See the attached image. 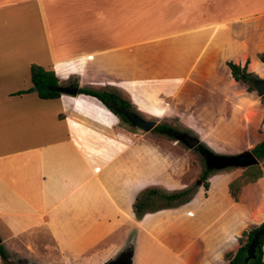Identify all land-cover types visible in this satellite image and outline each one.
I'll return each instance as SVG.
<instances>
[{
  "label": "crops",
  "instance_id": "1",
  "mask_svg": "<svg viewBox=\"0 0 264 264\" xmlns=\"http://www.w3.org/2000/svg\"><path fill=\"white\" fill-rule=\"evenodd\" d=\"M263 52L264 0H0V238L8 253L31 264H110L130 246L131 264L147 255L150 264L146 239L173 264H227L251 221L264 219V164L238 202L229 186L245 169L232 168L189 203L138 220L137 196L191 185L183 182L190 161L122 129L97 98L17 93L33 88L37 64L61 87L77 79L79 89L116 91L147 115L198 112L201 133L222 137L225 114L246 104L228 63L249 62L264 79Z\"/></svg>",
  "mask_w": 264,
  "mask_h": 264
},
{
  "label": "trees",
  "instance_id": "2",
  "mask_svg": "<svg viewBox=\"0 0 264 264\" xmlns=\"http://www.w3.org/2000/svg\"><path fill=\"white\" fill-rule=\"evenodd\" d=\"M258 57L264 63V52L259 54ZM228 66L231 69V73L234 80L242 86L246 87L248 93H253L257 91L256 82L261 78L255 73L250 72L248 70L249 62L245 65L229 62ZM30 75L31 81L33 83V88L21 91L17 93V95H24L31 92H35L37 93L38 97L42 100H56L61 98V96L63 95L61 92H59V88L61 87V85L54 70L46 69L40 65L33 64L30 68ZM70 84L78 86V80H72L70 81ZM79 91L80 94L97 98L109 110H111L112 113L121 117L126 122L130 123L123 116L119 115L115 109L118 108L133 110V104L123 98L116 91L95 90L92 88H80ZM261 103L264 105V96L261 98ZM152 132L163 137L172 139L175 142H178V136L183 134L178 129L168 124H160L155 129H153ZM194 150L201 154L205 162V155L207 153L216 155L204 143H201L200 149ZM249 152L255 155V157L259 161V164L246 168L242 176L230 183V194L236 202L239 201L242 189L245 186L251 183H256L263 177L262 165L264 164V139L258 144H256L255 147ZM219 171L220 170L208 167L206 162V169L203 171L200 178L195 182L193 186H190L185 190L176 191L172 193H166L157 189L150 188L144 190L139 195L134 204V210L137 218L141 219L145 213L150 211L159 210L161 208H176L189 203L200 187H204L206 190H209L210 178L213 174ZM159 200L164 201L166 204L156 206L155 203ZM257 229L258 227H255L251 230L243 232L242 236L239 238L240 246L238 250L225 254V261L227 262V264H244V260L247 257V249L252 241L253 234ZM0 255L3 261L7 262L9 260V254L3 244L0 246ZM249 264H264V237L261 239L260 245L257 249L256 259L250 261Z\"/></svg>",
  "mask_w": 264,
  "mask_h": 264
},
{
  "label": "rangeland",
  "instance_id": "3",
  "mask_svg": "<svg viewBox=\"0 0 264 264\" xmlns=\"http://www.w3.org/2000/svg\"><path fill=\"white\" fill-rule=\"evenodd\" d=\"M251 3L252 2L245 3V4H251ZM245 4H242V5H245ZM28 57L31 60H39L41 58V56H37L34 54ZM238 95H239V98L241 99V103L244 104L245 102L246 104L244 105V107L242 105L239 109V112L235 115H233L230 112L229 114L228 113L225 114V121H226L225 125L228 126L229 128L224 130L225 135L222 137L217 136L215 134V130H209L207 132L208 135L205 134L206 133L205 130L204 132L201 133V129L199 128V113L198 112H195L194 115L192 113L190 114L172 113V114L165 115V116H152V115H147L143 112H140L134 105H133V111H135L145 120L156 121L157 125L168 124L178 129L182 133H187V134H191L193 136L198 137L199 139H201V142L204 143L216 155H238V154L250 151L255 146V144L259 142L262 135H264V125H263L264 105L261 103V98H259L258 92L255 91L253 93H248L246 90V87L239 84V94ZM119 119H120V127L122 129L126 131H135L140 134H143L147 136L148 138H150L151 140H154L157 143H160V146L163 149H166L168 151L175 153L177 158L181 157V158H185L186 160L190 161V170L187 172L185 178L183 179V182L191 183V185H188L182 190H185L188 187L193 186L195 182L200 178L203 171L206 169V162L202 158L201 154L194 149H190L188 146L183 144V142H175L172 139L163 137L152 131L144 132L143 130L133 126L131 123L126 122L121 117H119ZM206 139L210 141L209 144L206 143ZM229 169H232V168H228L225 170H229ZM222 171L224 170H220L217 173H220ZM146 189H149V188H146ZM150 189H157L159 191L166 192V193L181 191V190L170 191V190H167L163 186H156ZM139 195L137 196V198L139 197ZM164 204L166 203L162 200L156 201L155 203L156 206H161ZM165 209H170V208H161L159 210L150 211V212L145 213L141 219H138V218L137 219L142 220L148 214L157 213ZM258 217L260 218L259 219L260 221L259 220L251 221L252 223H250L246 231L251 230L255 227H259L262 223H264L263 217L261 215H258ZM0 236L1 237L6 236V232L4 231L2 227H0ZM143 241H144L143 248L151 252L150 259L152 260L150 264H173L172 260L159 255L158 253L159 250L155 246L152 245L153 241L150 242L149 240H146V239H144ZM3 246L5 247V245ZM5 249L7 250L6 247ZM154 251L156 253H152ZM143 263L149 264V255H147V257L143 259ZM0 264H31V263H29V261L27 263L26 260L20 259L16 255L9 254V260L7 262L3 261L0 255Z\"/></svg>",
  "mask_w": 264,
  "mask_h": 264
},
{
  "label": "water",
  "instance_id": "4",
  "mask_svg": "<svg viewBox=\"0 0 264 264\" xmlns=\"http://www.w3.org/2000/svg\"><path fill=\"white\" fill-rule=\"evenodd\" d=\"M256 88L259 98H262L264 96V79H259L256 82ZM59 92L69 96H78L80 94L79 87L76 85L60 87ZM115 110L118 112L119 115L126 116V118L133 126L143 130L144 132H150L158 126L156 121L145 120L143 117L133 112L127 115V111L125 109L116 108ZM178 140H179L178 142H183V144L188 146L190 149H194L196 146H198L201 143V139L193 138L187 134L179 135ZM256 164H259V161L255 157V155L251 152L242 153L239 155L209 154L207 157L208 167H211L216 170H225L228 168L246 169ZM263 237H264V223H262L253 234L252 241L247 249V257L244 260V264H249L250 261L256 259L257 249ZM1 245H2V240L0 238V246ZM132 255H133V250H132Z\"/></svg>",
  "mask_w": 264,
  "mask_h": 264
},
{
  "label": "flooded vegetation",
  "instance_id": "5",
  "mask_svg": "<svg viewBox=\"0 0 264 264\" xmlns=\"http://www.w3.org/2000/svg\"><path fill=\"white\" fill-rule=\"evenodd\" d=\"M126 111H127V115H129L131 112H133V113H135V114H137L135 111H133V110H129V109H125ZM137 115H139V114H137ZM140 116V115H139ZM126 120H128L127 118H126V116H123ZM129 121V120H128ZM183 134H187V133H183ZM187 135H189V136H191V137H193V138H198V137H196V136H193V135H191V134H187ZM202 143V142H201ZM201 143L198 145V146H196L194 149H200V147H201ZM255 147V146H254ZM253 149V148H252ZM251 151V150H250ZM249 151H247V152H244V153H248ZM242 154V153H241ZM208 153L205 155V159H206V162H207V157H208ZM239 155V154H238ZM208 166V165H207ZM131 252V248H130V246L129 247H127V249H126V252L124 253V254H122L120 257H119V259L117 260V262H115V263H112V264H130V256H129V253Z\"/></svg>",
  "mask_w": 264,
  "mask_h": 264
}]
</instances>
